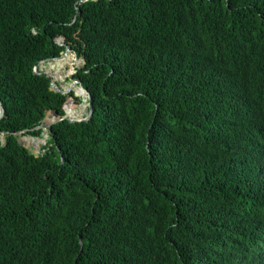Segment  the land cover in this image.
<instances>
[{
  "label": "trees",
  "instance_id": "trees-1",
  "mask_svg": "<svg viewBox=\"0 0 264 264\" xmlns=\"http://www.w3.org/2000/svg\"><path fill=\"white\" fill-rule=\"evenodd\" d=\"M51 37L93 112L0 140V264H264V0H0V129L85 112Z\"/></svg>",
  "mask_w": 264,
  "mask_h": 264
},
{
  "label": "water",
  "instance_id": "water-1",
  "mask_svg": "<svg viewBox=\"0 0 264 264\" xmlns=\"http://www.w3.org/2000/svg\"><path fill=\"white\" fill-rule=\"evenodd\" d=\"M80 1H83V0H80ZM77 12H78V9H76V13ZM76 13L74 14L73 19L71 20V22L74 21V19L76 18ZM51 41L54 42V43H58V44H64V46H65L64 50L58 55L49 56V57H46V58H41V59L36 60L34 62V65H33L32 69H33L34 72L40 73V74H44V75H46L49 78V87H50V89H52L54 91H58L60 93H68V92L72 91L70 86L66 87V88L62 87L59 81H53L52 80V77L50 76V74L48 72H45V71H42V70L38 69V63L40 61L51 60V59H55V58L61 57L62 55H65V54H68V53L70 54L71 48H70V46H69V44L67 42H65L63 40L62 41H57V39L55 37H51ZM75 58H78L77 55H74L71 60H73ZM79 59H81L82 62H83L82 57H79ZM76 67H78V66H76ZM76 67L74 68V72L76 71ZM73 73H71V74H73ZM71 83H74L76 86L82 87L85 90V92H86L87 105H86V111L83 113L82 116H80L78 118H72V117L68 116L65 113L59 115V114H57L56 111H54L53 112L54 118L48 120L44 116L40 122H38L37 124H35L33 126L24 127V128H21V129H18V130H14V131L0 129V140H1V142H4V134H13V135L16 136V139H17L19 144L25 146L34 155H38L39 152L38 151H32L29 148V146L26 145L19 138V134L27 133V134L33 135V134L30 133V131H33L35 129H40V133L39 134H42L43 132H46L50 136L51 126H52L53 123H55L57 121L64 120V119H67L68 121H71V122L80 121V120H88L91 117L92 112H93L91 94H90L89 90L83 85V83H82V81L80 79L73 77L70 80V84ZM3 114H4V106H3L2 101L0 99V118L3 116Z\"/></svg>",
  "mask_w": 264,
  "mask_h": 264
},
{
  "label": "bare ground",
  "instance_id": "bare-ground-1",
  "mask_svg": "<svg viewBox=\"0 0 264 264\" xmlns=\"http://www.w3.org/2000/svg\"><path fill=\"white\" fill-rule=\"evenodd\" d=\"M69 54V53H68ZM68 54H65V55H62L61 57H58V58H65ZM56 59V58H55ZM40 62H42V61H40ZM39 62V63H40ZM38 63V64H39ZM54 81V80H53ZM74 86V83H72L71 85H70V87L72 88ZM82 88V87H81ZM83 89V88H82ZM84 90V89H83ZM85 91V90H84ZM80 108V106H78V107H76L75 108V110H74V114H72V115H68V116H70V117H72V118H78V117H80V116H77V113H76V111H77V109H79ZM85 109V111H86V107H84ZM48 120H50V119H52V118H47ZM25 136H31V137H36L35 135H30V134H27V133H21V134H19V138L20 139H23Z\"/></svg>",
  "mask_w": 264,
  "mask_h": 264
},
{
  "label": "rangeland",
  "instance_id": "rangeland-1",
  "mask_svg": "<svg viewBox=\"0 0 264 264\" xmlns=\"http://www.w3.org/2000/svg\"><path fill=\"white\" fill-rule=\"evenodd\" d=\"M49 61H50V60H45L46 63L49 62ZM71 78H73V76H72V74H69V75L66 77V80H67V81H70ZM47 138H49V135L47 136ZM47 138H46V139H47ZM46 142H47V141H46ZM43 145H45V144H42V146H43ZM42 146H41V147H42ZM41 150L43 151L42 148L40 149V151H41Z\"/></svg>",
  "mask_w": 264,
  "mask_h": 264
},
{
  "label": "clouds",
  "instance_id": "clouds-1",
  "mask_svg": "<svg viewBox=\"0 0 264 264\" xmlns=\"http://www.w3.org/2000/svg\"><path fill=\"white\" fill-rule=\"evenodd\" d=\"M73 57V56H72Z\"/></svg>",
  "mask_w": 264,
  "mask_h": 264
}]
</instances>
